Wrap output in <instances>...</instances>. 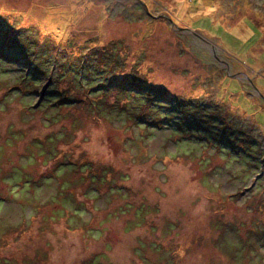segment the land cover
Listing matches in <instances>:
<instances>
[{
	"label": "rangeland",
	"instance_id": "obj_1",
	"mask_svg": "<svg viewBox=\"0 0 264 264\" xmlns=\"http://www.w3.org/2000/svg\"><path fill=\"white\" fill-rule=\"evenodd\" d=\"M0 51V264H264V0H0Z\"/></svg>",
	"mask_w": 264,
	"mask_h": 264
},
{
	"label": "trees",
	"instance_id": "obj_2",
	"mask_svg": "<svg viewBox=\"0 0 264 264\" xmlns=\"http://www.w3.org/2000/svg\"><path fill=\"white\" fill-rule=\"evenodd\" d=\"M58 7V6H56ZM1 52V51H0ZM229 78V77H226ZM233 78V77H232ZM231 79V78H229ZM18 90L21 92L26 93V90L24 87H20L18 86ZM66 96L64 98V100H66ZM197 100V99H196ZM195 99L192 100H187V101H179L177 102V107L174 109V111H178L181 116L177 118V126L178 128H182L183 132L186 135H190L193 134L192 131H201V130H206L205 126H202L204 120L202 119V117H212L215 118L216 117V112H208L207 114L204 113V106L203 104L200 102H197ZM190 103V104H189ZM195 109V110H193ZM222 123V122H221ZM223 124V123H222ZM229 126H231L230 123L225 122L223 126L220 127L219 131H215L214 133H212L211 135H209L210 139L212 140H208V142H217V143H225L226 146H228L231 150H233L235 153H238V149L243 150V148L245 147V142H248L251 140V138L248 136V134L238 130H234V129H230ZM196 137H198V135H196ZM207 140V138H206ZM249 148V146L247 147ZM70 160V159H69ZM72 161V160H71ZM76 163V162H75ZM92 176L97 177L98 175H96L95 171H93ZM98 191L99 188H98Z\"/></svg>",
	"mask_w": 264,
	"mask_h": 264
},
{
	"label": "bare ground",
	"instance_id": "obj_3",
	"mask_svg": "<svg viewBox=\"0 0 264 264\" xmlns=\"http://www.w3.org/2000/svg\"><path fill=\"white\" fill-rule=\"evenodd\" d=\"M54 10L48 12L49 14L46 15L45 18L42 19L44 26L45 27H49L47 29H51L53 31H57L56 29V24L59 22L60 20V15H62V8H58L55 7L53 8ZM65 19H68V17H66L67 15H63Z\"/></svg>",
	"mask_w": 264,
	"mask_h": 264
},
{
	"label": "water",
	"instance_id": "obj_4",
	"mask_svg": "<svg viewBox=\"0 0 264 264\" xmlns=\"http://www.w3.org/2000/svg\"><path fill=\"white\" fill-rule=\"evenodd\" d=\"M231 77H234L233 75Z\"/></svg>",
	"mask_w": 264,
	"mask_h": 264
}]
</instances>
